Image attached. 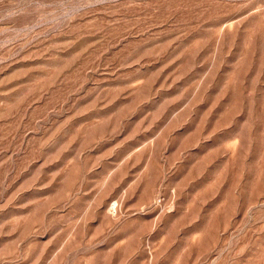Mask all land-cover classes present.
I'll return each mask as SVG.
<instances>
[{
  "label": "rangeland",
  "instance_id": "obj_1",
  "mask_svg": "<svg viewBox=\"0 0 264 264\" xmlns=\"http://www.w3.org/2000/svg\"><path fill=\"white\" fill-rule=\"evenodd\" d=\"M0 264H264V0H0Z\"/></svg>",
  "mask_w": 264,
  "mask_h": 264
}]
</instances>
